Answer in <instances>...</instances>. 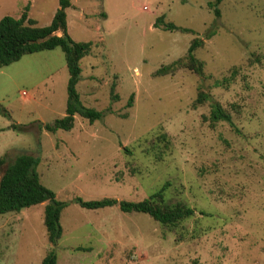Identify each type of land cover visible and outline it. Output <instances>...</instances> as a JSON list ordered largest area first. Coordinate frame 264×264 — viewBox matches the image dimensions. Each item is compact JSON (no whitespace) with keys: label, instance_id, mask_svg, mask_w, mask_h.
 <instances>
[{"label":"rangeland","instance_id":"1","mask_svg":"<svg viewBox=\"0 0 264 264\" xmlns=\"http://www.w3.org/2000/svg\"><path fill=\"white\" fill-rule=\"evenodd\" d=\"M73 3L70 35L94 43L81 59L77 89L85 105L105 115L94 122L77 115L73 130L42 126L66 113L69 70L61 47L1 68L0 109L9 115L0 110V157L9 150L10 157L39 156L41 181L69 204L56 246L44 223L46 202L0 214V264H42L52 248L59 264H264V0ZM55 4L45 0L41 11ZM101 6L108 17L84 16ZM48 17L37 15V26L49 25ZM164 21L192 32L165 30ZM196 37L204 40L195 51L203 74L186 67L156 74L186 59ZM201 90L210 98L195 108ZM216 101L234 126L205 118ZM162 133L167 148L157 140ZM164 185L169 201L193 207L194 216L164 225L118 205L74 202L138 201Z\"/></svg>","mask_w":264,"mask_h":264},{"label":"trees","instance_id":"2","mask_svg":"<svg viewBox=\"0 0 264 264\" xmlns=\"http://www.w3.org/2000/svg\"><path fill=\"white\" fill-rule=\"evenodd\" d=\"M221 0H217L219 3ZM71 6V0H59V8L55 13L52 22L47 26H37L32 19L28 18L27 12L20 17L6 15L0 20V66L10 65L20 60L24 55L50 50L61 47L66 56L69 70L67 85V106L66 114L56 119L53 123L42 125L49 132H56L59 129L71 130L75 126L76 115H80L94 122L103 118L104 110L85 105L78 92L77 85L81 80V59L90 54L94 43L92 41H76L67 32V9ZM215 13L220 16L219 8ZM159 21H162L159 19ZM159 27V23H155ZM165 30L192 32L190 28L178 26L173 22H163ZM62 30L63 34L58 35L56 31ZM213 31L207 35L210 38ZM204 44V40L196 37L189 46L186 59H178L170 65H164L156 71L158 75L174 73L181 67H186L198 74H203L204 65L195 54L198 47ZM236 76L233 72L228 81ZM117 98V95H113ZM210 98V95L203 90L193 103L196 108ZM129 106L132 105L130 100ZM9 115L6 109H0ZM212 124L219 121L229 122L234 126L232 114L218 101L212 103L211 112L208 117ZM17 127L15 123L11 125ZM158 142L168 147L170 140L165 133L158 135ZM40 157L34 154L22 153L15 157L4 155L0 157V168L7 163V168L0 178V214L8 212L19 213L24 208L46 202L44 223L48 232V240L56 246L63 235L61 223L62 211L69 202L57 198L56 192L47 187L41 181L38 165ZM166 185L152 193L149 197L138 200H125L114 197L86 200L76 197L74 202L88 209H98L118 205L126 213L140 212L149 214L154 220L164 225H178L182 221L194 216L195 209L180 201L172 202L166 197ZM42 264H59L58 255L54 248L50 249L42 260Z\"/></svg>","mask_w":264,"mask_h":264},{"label":"crops","instance_id":"3","mask_svg":"<svg viewBox=\"0 0 264 264\" xmlns=\"http://www.w3.org/2000/svg\"><path fill=\"white\" fill-rule=\"evenodd\" d=\"M43 1H45V0H0V20L6 15H11V16H14V17L18 18L25 12H27L28 18L32 19L35 22V25H39L38 18H37V15H39V14H41L42 16L48 15L49 16L48 19L50 17H52V20H53L56 11L59 8V3L57 4V1L55 0L56 4L53 7L54 10L51 12L50 8L47 7L46 8V12L44 13V11H41V9L44 8L43 5H41V2H43ZM72 7H75V5L73 3V0H71V6L67 9V32L68 33L70 32L69 31L68 15H69V10ZM84 16H86V17L95 16L96 18H98L100 16L101 18H106V17H108V13L101 6L98 9L92 10V11H89V12H86V10H84ZM97 28L99 29V26ZM151 28L155 29V28H158V27H156L154 22H153V23H151ZM56 34L62 35L63 31L62 30H58V31H56ZM69 35H70V33H69ZM25 56L26 55H24L20 60H18L16 62H20ZM2 67L3 66H0V70H1ZM69 76H70V74H69ZM34 99H36V98H34ZM76 120H77V115H76ZM11 125H12V123L9 124L7 127L10 128V127H12ZM74 128H75V126H74ZM10 151L11 150H9L7 155L10 154Z\"/></svg>","mask_w":264,"mask_h":264},{"label":"built area","instance_id":"4","mask_svg":"<svg viewBox=\"0 0 264 264\" xmlns=\"http://www.w3.org/2000/svg\"><path fill=\"white\" fill-rule=\"evenodd\" d=\"M24 93H26V92H24Z\"/></svg>","mask_w":264,"mask_h":264}]
</instances>
